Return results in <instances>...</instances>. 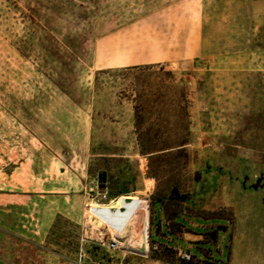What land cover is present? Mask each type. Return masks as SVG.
Returning <instances> with one entry per match:
<instances>
[{
	"label": "rangeland",
	"instance_id": "obj_1",
	"mask_svg": "<svg viewBox=\"0 0 264 264\" xmlns=\"http://www.w3.org/2000/svg\"><path fill=\"white\" fill-rule=\"evenodd\" d=\"M125 263L264 264V0H0V264Z\"/></svg>",
	"mask_w": 264,
	"mask_h": 264
},
{
	"label": "crops",
	"instance_id": "obj_2",
	"mask_svg": "<svg viewBox=\"0 0 264 264\" xmlns=\"http://www.w3.org/2000/svg\"><path fill=\"white\" fill-rule=\"evenodd\" d=\"M115 199H117V198H115ZM112 201L114 202L115 200H112ZM23 210L24 211L19 214L21 216L20 221H24V219L22 218L23 216H25V221H28L29 218H28L27 209H23ZM163 213H165V211H163L161 207L155 205V207L153 209L154 217H153V222H152V228L155 227L156 221H158L160 223V226L161 225H164V227L168 226L170 221L162 219L163 218ZM179 216H184V212L180 213L178 216H176L173 219L174 223H175L176 218L179 217ZM16 221H18V220L16 219ZM15 224H17V223H15ZM32 224L33 223H23V222H21L18 225H15V229L12 228L11 232L14 233L17 236L25 238V240H27L29 242H32V243L33 242L35 243V241L37 240L36 242L39 244L38 239L35 238V234L31 232L32 231L31 230L32 229L31 228ZM175 224L186 227L185 225L180 224V223H175ZM186 228H188V227H186ZM190 232H191V237H183L184 241H186L188 243V246H192L194 243H197V242L201 241L202 235H199V234L196 235L192 230H190ZM163 234H164V236H162L161 234H157L154 231H152V233H151V235L153 236V240L156 241L157 243H161V244L167 245V246H169L171 248H175V249H181V247L184 248V249H187L186 247L181 246L180 244H173L171 239L166 236V233H163ZM160 236H162L164 238L161 240L159 238ZM141 264H171V263H141ZM241 264H246V263H241ZM250 264H258V263H250Z\"/></svg>",
	"mask_w": 264,
	"mask_h": 264
},
{
	"label": "flooded vegetation",
	"instance_id": "obj_3",
	"mask_svg": "<svg viewBox=\"0 0 264 264\" xmlns=\"http://www.w3.org/2000/svg\"><path fill=\"white\" fill-rule=\"evenodd\" d=\"M203 179H204V178L202 177V181H203ZM202 181H199V183H200V187H202V190H203V184H201ZM257 181H258V180H257ZM256 183H257V182H256ZM261 186H262V180H261V184L259 185L258 188H260ZM174 188H175V187H173V189H174ZM258 188H257V189H258ZM173 189H172V190H173ZM172 190H171V192H170V195H169L167 198L160 197V198H157V199H156V203H158V200L161 199V205H160V207L162 208L163 211L166 210L167 206H168L169 203L172 202V201H183V202H186L187 200L192 199V197H191L190 194H188V193H182L181 191H180L181 195H185V194H187V195H188V198H187L186 200L176 199L175 197L172 196ZM179 190H180V189H179ZM192 200H193V199H192Z\"/></svg>",
	"mask_w": 264,
	"mask_h": 264
},
{
	"label": "built area",
	"instance_id": "obj_4",
	"mask_svg": "<svg viewBox=\"0 0 264 264\" xmlns=\"http://www.w3.org/2000/svg\"><path fill=\"white\" fill-rule=\"evenodd\" d=\"M101 186H102V189H100L99 185H96V189L94 190V192H96L97 195L99 194V195L103 196V198H107V196L109 194V182L104 181ZM118 244H119V241L114 239V241L112 243V247H117ZM182 256H183V258L189 259L191 255L186 253L185 251H183ZM125 264H131V263H125Z\"/></svg>",
	"mask_w": 264,
	"mask_h": 264
},
{
	"label": "water",
	"instance_id": "obj_5",
	"mask_svg": "<svg viewBox=\"0 0 264 264\" xmlns=\"http://www.w3.org/2000/svg\"><path fill=\"white\" fill-rule=\"evenodd\" d=\"M201 180V173L197 172L195 175V181H200ZM261 184V179H258L257 183L254 185V188L257 189L259 185ZM172 196L175 197L176 199H182L186 200L188 198V195H181L179 188L175 187L172 190Z\"/></svg>",
	"mask_w": 264,
	"mask_h": 264
},
{
	"label": "trees",
	"instance_id": "obj_6",
	"mask_svg": "<svg viewBox=\"0 0 264 264\" xmlns=\"http://www.w3.org/2000/svg\"><path fill=\"white\" fill-rule=\"evenodd\" d=\"M48 36H49V38H50V40H52V42H53V40L56 42L57 40L54 38V36H52V35H50V34H48ZM49 40V39H48ZM42 48H43V50L47 53V54H49V57H51V58H54L55 60H60L61 59V57H60V55H59V51H56V50H54V49H48V48H46L43 44H42ZM55 83L60 87V88H62V84L60 83V82H56L55 81Z\"/></svg>",
	"mask_w": 264,
	"mask_h": 264
}]
</instances>
